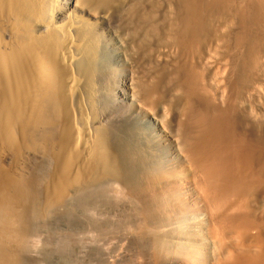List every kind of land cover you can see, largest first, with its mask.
<instances>
[{
    "label": "bare ground",
    "instance_id": "obj_1",
    "mask_svg": "<svg viewBox=\"0 0 264 264\" xmlns=\"http://www.w3.org/2000/svg\"><path fill=\"white\" fill-rule=\"evenodd\" d=\"M254 197L264 0H0V264H22L24 226L72 198L144 261L159 242L165 264H214L225 228L259 225Z\"/></svg>",
    "mask_w": 264,
    "mask_h": 264
},
{
    "label": "rangeland",
    "instance_id": "obj_2",
    "mask_svg": "<svg viewBox=\"0 0 264 264\" xmlns=\"http://www.w3.org/2000/svg\"><path fill=\"white\" fill-rule=\"evenodd\" d=\"M50 162L51 161H46L40 170V172L42 174V176H41L42 178H40V183H41L42 187L45 184V182H48L50 180L47 178H49L50 174L52 173L51 171L54 169L53 163L52 162L50 163ZM47 173H49V174H47ZM46 175L48 176L47 178H46ZM107 195H111L110 192L109 193L104 192L103 197H105ZM103 197H102V199H103ZM254 198H255V199H253L254 202L252 201L251 202L252 204L250 203L252 206H250V205L249 206L251 208H254L255 206H257L258 203L259 204L257 207H255V210L249 208V211L247 212V210H248L247 209L246 213L244 215V218H246V220L249 222L253 221L254 224L258 223L259 225L256 226L257 230L254 229L255 231L254 230L248 231L246 229V232H248V234H247L246 232L244 233L245 229H241L240 230V231H242V233H241L240 231H238V229H236L237 230L236 231L235 229L228 227V228H230L229 230H232L231 231L232 234H231L228 231H226V230H228V228H225L223 230L225 232H223V233L227 234L229 237L231 235V237H230V239L228 236L226 238L225 237L226 235L224 234L225 235L224 236L222 233V235H223L222 243L224 241L226 242L227 240H229L227 242L228 244L226 243L228 246L225 247V242H224L223 243L224 246L222 245L224 248L222 246H220V249H221V247H222V249L220 251V249L218 248L217 253L219 251V253H218L219 255L221 252V253H224L222 255H224V256L226 255V256L225 257L222 256V258H221L222 261L219 262L221 255H220V257L214 255V257H216V258H214V264L216 261H217L216 264H219V263L221 264L222 262L225 263L228 258L232 259V261H233V259L236 258L237 256H238L237 258L239 260L236 261V259H234V261L236 262L235 264H237V263L240 264V262L243 263V261H244V264H248V262H250L249 264H253L252 260L255 262V264L256 263L257 264L258 263L259 264L264 263L263 262L264 261V256H263L264 250L261 251L258 249L261 243L264 245V208H263L264 203L258 202V200L261 197H259V198L254 197ZM66 201H63L62 204L59 203L60 205L57 204L56 206L54 205V206H49V208L47 207L49 211L47 209H45V210H39L38 209L36 211V213L38 212L37 215L35 213V216L29 220L30 224L24 226L25 232L27 233L28 236L22 242L21 248L17 249V251H16L19 258L22 260V264H141V263L142 264H146V263L147 264H149V263H151V264H165L164 261H166V256H164V255H167L166 251L168 249L166 247H164L163 245H162L163 247H161V244L159 242L158 243L155 242L156 243L155 245L158 244V247L160 246L162 248L161 249L159 247L160 250H158V251H160V252L156 251L159 248H157L155 250V248L157 246L153 247L155 252L152 249L153 251H152L151 255L154 256V259H152L153 258V256H152L150 259L152 262H150V260L144 261L141 259L140 254L137 252V249H136L137 244L134 243L132 246H128L127 244H124L123 240L121 239V235L119 234V231L116 230L114 225L103 224L104 222H102V221L105 220V217L107 215L109 218H112L111 214H105V209H103V207H99L98 211L99 212L102 211V212H100L99 217L96 218V212L93 210H88V205L83 203L81 200H79L77 198H72V200H70V202L68 199ZM72 201H74V202H72ZM262 201H263V199H262ZM164 202L165 201L163 198V199H161L160 203L157 204L158 206H156L155 211H154V215H153L154 218L149 219V217H146V220L148 219L147 220L148 222L152 221L156 224V223H160V221L163 220L165 215L161 218L162 214L160 213V210H158L157 207L165 206ZM253 203H255V204H253ZM253 205H254V207H253ZM257 210H258V213H257ZM87 213H88V215H87ZM250 213H252V214H250ZM260 213H261V215H260ZM252 215H254V216L257 215L255 217L256 221L251 220L254 218V216H253V218H250V217H252ZM245 216H249V217H245ZM92 218H95V219H92ZM247 218H250V219L248 220ZM99 219H102V220H99ZM95 220L96 221L98 220V221L96 222ZM110 223L114 224V220L111 221ZM95 225H96V227H95ZM100 226H102V227H100ZM97 228H98V230H97ZM91 230H93V232ZM233 230H235V233L233 232ZM252 231H254V232H252ZM257 232H260V233H257ZM160 234H161V232L159 231L157 234H155V238L159 239L160 238L159 236L163 235L164 233L161 235ZM256 234H258V235L260 234L259 237H261V238H258V236L256 237ZM231 238L234 240H232ZM251 238L254 241H252ZM224 239H227V240H224ZM236 239H237V241L239 240L240 242L237 243ZM259 239L260 240L262 239V241H260V243H259ZM156 241H157V239H156ZM242 241H244L245 244H243ZM249 242L256 243L257 245H259L258 248H257L256 244L254 245L253 243H251L252 244L251 245V244H249ZM229 243L230 244L234 243V245L229 246ZM240 243L243 245L240 246ZM246 243H248V245L252 249L250 247H248V245H246ZM245 245L247 247H243ZM263 245L260 247V249L264 248ZM234 246H236V247H234ZM237 246H238V248H237ZM121 248H123V249H121ZM247 248H249V249H247ZM163 249H165V251ZM256 249H258L259 252ZM170 251H171V253L175 254V252L177 250L172 249ZM260 251H261V253H260ZM162 252L163 253L165 252L164 255L162 254ZM155 253H156V255L157 254L159 255V253H160V254H162V256L160 255V257H159L157 255V257H156V255H154ZM179 253H183V252L179 251L177 254H179ZM258 253H260V255H256ZM231 254L232 255L234 254L236 257H234V255H233L230 258ZM245 254L248 256L247 257L248 262L246 261L247 258L241 257V256H245ZM136 255H139V256H136ZM228 255H229V257H228ZM261 255L263 256V258H261L262 257ZM256 256H257V258H256ZM155 257L158 260L155 259ZM194 257L196 258V260L200 259L199 254L196 256V253H195ZM239 257H241L242 259ZM164 258H165V260H164ZM197 258H199V259H197ZM224 258L226 259L225 262H224ZM258 258L261 259V260H259V262H258V260L257 261L254 260V259H258ZM217 259H219V260H217ZM160 260H161V263H160ZM156 261L159 263H157ZM232 261L230 260V262H232ZM245 261L247 263H245ZM203 262L206 263L207 261L203 260ZM203 262L202 263L200 262L199 264H203ZM212 263L213 262H211V264ZM207 264H210V262H207ZM232 264H234V263H232Z\"/></svg>",
    "mask_w": 264,
    "mask_h": 264
}]
</instances>
